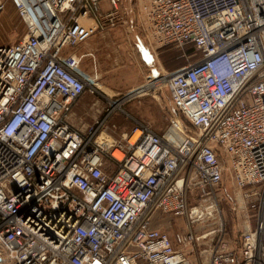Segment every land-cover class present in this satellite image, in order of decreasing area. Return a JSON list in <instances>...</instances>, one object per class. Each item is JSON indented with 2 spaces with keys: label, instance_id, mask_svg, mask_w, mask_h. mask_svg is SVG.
Segmentation results:
<instances>
[{
  "label": "built area",
  "instance_id": "1",
  "mask_svg": "<svg viewBox=\"0 0 264 264\" xmlns=\"http://www.w3.org/2000/svg\"><path fill=\"white\" fill-rule=\"evenodd\" d=\"M9 1L26 32L0 44V264H264V0H145L152 39L195 59L167 78L166 127L120 140L70 116L99 80L77 46L125 22L121 0ZM225 186L249 217L233 249ZM157 212L188 220L184 249Z\"/></svg>",
  "mask_w": 264,
  "mask_h": 264
},
{
  "label": "rangeland",
  "instance_id": "2",
  "mask_svg": "<svg viewBox=\"0 0 264 264\" xmlns=\"http://www.w3.org/2000/svg\"><path fill=\"white\" fill-rule=\"evenodd\" d=\"M3 1L6 7L0 17V44H11L25 34L26 27L11 2ZM144 1L127 0V5L122 8L125 22L104 31L110 32L111 36L109 44H105L97 56L100 63L97 66L98 84L95 89L87 86L75 102L70 116L75 126H95L97 120L100 124L98 130L103 131V136L120 140L136 126L161 130L166 127L169 117L177 113L167 78L170 73L194 61L195 57L175 46H159L152 39L141 11ZM125 76L128 81H123ZM158 76L163 79L155 85V90L137 92L141 84L155 81ZM150 77L151 80L147 81ZM148 88L151 87L146 86ZM194 193H190L189 201L198 205L201 200L195 198ZM236 196L231 187L225 186L219 202L224 227L222 245L227 249L238 247L237 239L249 219L246 208L236 200ZM158 220L170 231L174 246L184 249L182 238L189 229L188 220L184 217L179 220L165 213H159ZM211 222L210 217H205L193 223L192 227L200 232L210 228ZM207 242L199 243L197 248L208 245ZM187 251L191 258L196 257L194 247Z\"/></svg>",
  "mask_w": 264,
  "mask_h": 264
},
{
  "label": "crops",
  "instance_id": "3",
  "mask_svg": "<svg viewBox=\"0 0 264 264\" xmlns=\"http://www.w3.org/2000/svg\"><path fill=\"white\" fill-rule=\"evenodd\" d=\"M120 2H121V9L124 8L125 4L127 5V0H121ZM101 8L103 10H108L110 8V5H109V3L106 0H103L101 2ZM110 36H111L110 32L101 31V32H97L96 34H94L93 36L88 38L86 41L81 43L82 44L81 48L85 49V50H87V51H89L91 53V55H92L91 56L92 57L91 61H93L96 66H100V63H99V61L97 59V56H98L100 50L102 49V47L105 44H109ZM123 79H124L123 81H128L129 78L127 76H125ZM136 86H138V85H136ZM159 213H162V212H157L155 214V217H154V220H153V226L158 228V229H160V230H162V231H165L166 233L169 234L170 231L165 228L164 223H162L160 220H158ZM174 217H177L179 220H180V218H183V217H180V216H174ZM169 236H170V234H169Z\"/></svg>",
  "mask_w": 264,
  "mask_h": 264
},
{
  "label": "bare ground",
  "instance_id": "4",
  "mask_svg": "<svg viewBox=\"0 0 264 264\" xmlns=\"http://www.w3.org/2000/svg\"><path fill=\"white\" fill-rule=\"evenodd\" d=\"M158 79H159V78H157L155 81H150V82H149V83L154 82V84H153V83H151V84H149V83H145V84H143V85H142L143 87H142L141 89L138 88L137 92H138V93H141V91L147 90V89H146V86L151 87V88L154 87V86L157 84V80H158ZM148 84H149V85H148ZM152 84H153V85H152ZM148 89H149V88H148ZM136 132H138V131H136ZM102 138L108 140V137H106V136H103V135H102Z\"/></svg>",
  "mask_w": 264,
  "mask_h": 264
}]
</instances>
